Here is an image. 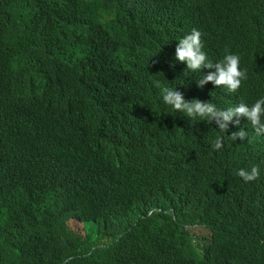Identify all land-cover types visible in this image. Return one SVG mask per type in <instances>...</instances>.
<instances>
[{
	"label": "trees",
	"instance_id": "1",
	"mask_svg": "<svg viewBox=\"0 0 264 264\" xmlns=\"http://www.w3.org/2000/svg\"><path fill=\"white\" fill-rule=\"evenodd\" d=\"M193 28L212 62L240 56L236 92L175 59ZM164 87L222 110L264 98V0H0V264H224L232 225L231 264H264V134L190 120Z\"/></svg>",
	"mask_w": 264,
	"mask_h": 264
},
{
	"label": "clouds",
	"instance_id": "2",
	"mask_svg": "<svg viewBox=\"0 0 264 264\" xmlns=\"http://www.w3.org/2000/svg\"><path fill=\"white\" fill-rule=\"evenodd\" d=\"M201 35L198 29L193 28L188 34L180 38L175 47V59L185 63L187 69L192 72L202 73V69L215 70L200 75L199 79L196 80L198 88H203L205 84L211 83L214 87L223 86L229 92H236L240 88L242 81L247 79V70H241L240 68V56L225 49L223 58L218 62H212L202 50L204 45ZM247 44L249 45V50H251V40H248ZM250 69L251 65H249L248 71ZM155 84L159 87L160 82L156 81ZM162 94L163 101L176 112L183 113L190 120L200 117L206 119L209 123L215 122L216 128L223 133L227 130L229 123L238 125L239 118L243 117L250 123L257 135L264 134V98L257 99L251 105L241 102L236 106L222 110L218 109L210 101L203 102L195 98L185 100L181 92L170 87H164ZM234 117H236L235 120L233 119ZM230 137L233 141L237 138L243 141L247 137V133L244 130H240L232 133ZM211 144L214 150H219L223 145V137H216ZM237 175L245 182H251L259 178L260 169L258 165L252 166L250 169L241 168L237 171ZM257 187L264 195V183H259ZM262 203L264 204V197ZM248 210L253 212L251 207L243 204L240 198L233 203L232 212L246 216L249 214ZM221 225L223 226V219ZM259 231V235L264 238V227H262V224ZM226 233L227 238L232 241L230 244L225 243V250L215 252L214 257L223 255L221 263L231 264L233 259L241 255V245H244L245 235L243 227L234 225L230 226Z\"/></svg>",
	"mask_w": 264,
	"mask_h": 264
},
{
	"label": "rangeland",
	"instance_id": "3",
	"mask_svg": "<svg viewBox=\"0 0 264 264\" xmlns=\"http://www.w3.org/2000/svg\"><path fill=\"white\" fill-rule=\"evenodd\" d=\"M76 229L79 230V231H77V232H79L80 234H84V230H83V228L81 227V225L78 224V228H76ZM194 233H196V232H194Z\"/></svg>",
	"mask_w": 264,
	"mask_h": 264
}]
</instances>
